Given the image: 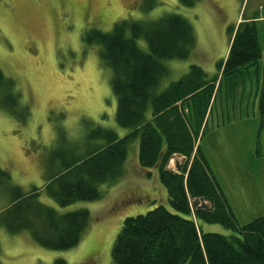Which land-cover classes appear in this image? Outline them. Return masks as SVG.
Returning a JSON list of instances; mask_svg holds the SVG:
<instances>
[{
	"label": "rangeland",
	"instance_id": "obj_1",
	"mask_svg": "<svg viewBox=\"0 0 264 264\" xmlns=\"http://www.w3.org/2000/svg\"><path fill=\"white\" fill-rule=\"evenodd\" d=\"M185 5L180 0H0V69L16 97L13 107L0 101V169L9 175L0 176V213L11 202V186L29 194L57 170L62 156L81 157L103 144L101 130L118 136L127 131L114 119L111 69L101 59V46L84 41L85 32H109L124 20L152 21L166 13L184 16L196 43L189 57L162 60L169 69L161 77L162 89L190 64L211 76L228 50L227 26L243 13L255 21L262 58L241 69L245 80L240 87V78L222 80L198 143L238 223L264 215V121L260 125L258 110L264 0H196L191 7ZM137 43L148 50L144 39ZM138 147L139 138L128 144L116 181L97 184L98 199L60 206L40 189L37 198L44 205L59 212H89L75 246L46 248L27 230L12 234L0 226V264H52L56 258L67 264H114L112 245L126 217L157 205L173 211L157 170L139 164ZM184 161L174 154L167 168L178 173ZM204 229L231 233L221 224H204Z\"/></svg>",
	"mask_w": 264,
	"mask_h": 264
},
{
	"label": "trees",
	"instance_id": "obj_2",
	"mask_svg": "<svg viewBox=\"0 0 264 264\" xmlns=\"http://www.w3.org/2000/svg\"><path fill=\"white\" fill-rule=\"evenodd\" d=\"M195 1L180 0L190 7ZM227 33V53L211 76L200 65L190 64L186 73L159 89L161 77L169 72L162 60L185 59L196 43L184 16L166 13L152 21L124 20L109 32H85L84 41L101 46V59L111 69L110 85L117 102L114 119L127 131L118 136L101 130L103 144L81 157L62 156L57 170L29 194L21 195L17 186H11L14 194L0 213V226L12 234L27 230L46 248L75 246L89 212L85 208L59 212L44 205L37 198L40 189L60 206L98 199L97 184L122 175L127 146L139 138L138 162L157 170L173 211L157 205L144 214L126 217L112 245L114 264H264V215L238 223L197 143L222 80L229 78L233 83L240 78V87L245 80L241 69L252 67L262 57L254 20L242 17L227 26ZM139 38L145 40L147 51L138 45ZM261 70L260 125L264 121V65ZM9 82L0 69V101L13 107L16 97ZM174 154L185 158L178 173L167 168ZM54 161L51 158L49 167ZM0 176L9 177L1 169ZM204 224H221L231 233L207 231ZM52 264L67 263L56 258Z\"/></svg>",
	"mask_w": 264,
	"mask_h": 264
}]
</instances>
